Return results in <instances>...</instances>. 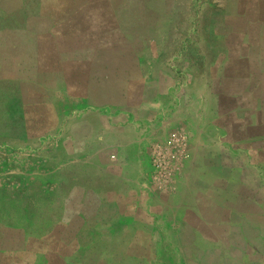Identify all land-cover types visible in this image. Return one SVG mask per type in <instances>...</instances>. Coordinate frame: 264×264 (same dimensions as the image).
I'll return each mask as SVG.
<instances>
[{"label":"crops","instance_id":"crops-1","mask_svg":"<svg viewBox=\"0 0 264 264\" xmlns=\"http://www.w3.org/2000/svg\"><path fill=\"white\" fill-rule=\"evenodd\" d=\"M243 1L237 22L202 24L197 56L174 23L127 38L116 15L139 9L108 3L113 52L63 55L37 81L22 48L55 32L88 45L96 8L0 0V194L22 224L0 223V264H264V0Z\"/></svg>","mask_w":264,"mask_h":264},{"label":"rangeland","instance_id":"rangeland-1","mask_svg":"<svg viewBox=\"0 0 264 264\" xmlns=\"http://www.w3.org/2000/svg\"><path fill=\"white\" fill-rule=\"evenodd\" d=\"M88 1L93 2L97 12V14L95 15V37L93 38V41H89L90 43L88 45L83 41V39L73 44L69 43L71 41H67L66 39L57 41L55 36L61 38L63 37V34H61V32H55L51 33L53 38L46 42L47 45L22 48V53L21 55H19V57H17V60H20L27 66L28 64H31L33 70L38 73L35 76L37 81V77H39L40 74L39 72L46 73V75L44 76L48 75V79L52 81L56 80L57 73L58 76L61 77L63 72V65L64 67L66 65H71L61 62V58L63 55L75 53L79 55L104 56L106 54L109 55L113 52L112 47L104 45L105 41L103 40L105 37L103 36V33L105 32L103 29H107L108 32V28L110 26L108 25L109 15H105L102 13L105 11V7L108 5V3L109 5L112 4L117 7L124 6L129 9L131 7H136L139 9L140 13L138 15H116V18H127L129 25L133 24L132 28L134 31L128 32L127 38H131L130 36L132 35L130 33H142L146 41L148 39H155L157 32H159V30L157 29L159 23H174V33L176 40H186L182 45L177 42V52L186 48L188 50H191L193 56L198 55L200 51V39L202 38V35L206 33L205 31H202V24L203 26L209 25V23H214L216 21H220L221 19H223V22L227 23L226 25L228 26L233 24V22H237V19H235V15L232 14V8L236 6L237 0H80L81 9H83L82 4ZM247 1L248 0L243 1L246 6ZM25 3V0H17V6L25 5L27 7L31 6V8H36L35 4H30V0H27V3ZM39 4V0H37V6H39ZM216 5H218L222 9V14H220V8L217 11ZM163 11L166 12V14L169 11V14L164 15L162 14ZM83 21L85 20L81 15L80 23H82ZM83 33V31H80V35H82ZM172 33L173 32L170 31V35ZM152 49L155 52V48ZM165 49L168 50V48L166 47ZM29 51H31V54H29ZM29 58L32 59V63H29ZM76 65L78 71L82 74V72L85 71L84 66L87 64L85 62H79ZM95 65L99 67L103 64L95 62ZM108 72H105V74ZM95 97L97 99V103H117L122 99V96L119 94V92L115 91L114 88H112L111 91L110 88H98ZM85 98L86 96L84 92L80 91L78 101L84 102L86 100ZM48 182H58V180L54 177L49 176ZM10 203L12 204V210L10 207ZM18 207L19 204L17 201H15V203L13 201L9 202L8 194L6 192H1L0 223L10 226H12L13 224L20 225L21 223H16L13 221V216H15V208L17 210ZM56 227L57 226H55L54 224L49 223L48 232L55 233L57 230H59V228ZM49 236V241L50 239L52 241L55 240L54 235L50 234ZM95 257L96 259H98L97 257L102 256Z\"/></svg>","mask_w":264,"mask_h":264}]
</instances>
